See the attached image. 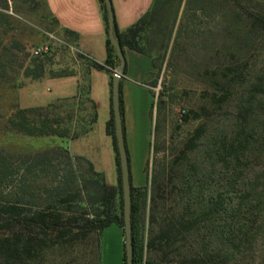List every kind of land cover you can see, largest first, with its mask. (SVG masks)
Listing matches in <instances>:
<instances>
[{
  "label": "trees",
  "instance_id": "trees-1",
  "mask_svg": "<svg viewBox=\"0 0 264 264\" xmlns=\"http://www.w3.org/2000/svg\"><path fill=\"white\" fill-rule=\"evenodd\" d=\"M100 1L108 33V11ZM181 1L154 0L149 11L122 31L113 20L122 50L150 56L154 39L143 36L148 30L166 47ZM183 13L198 23L200 17L207 21L195 35L201 57L208 61L203 71L208 98L192 113L208 117L219 110L223 128L205 135L206 124H200L170 161L153 165L147 186L131 184L133 264H264V62L256 68L264 58V0H185ZM181 32L187 30L179 27L176 37ZM39 45L24 49L15 42L12 47L19 53L29 49L21 57L3 48L0 78L14 67L26 80L46 73L65 75V69L46 66L58 50L70 58L66 48L50 44L48 52L35 56L32 50ZM106 48L104 63L92 62L94 68L117 66L108 37ZM84 90L79 85V96ZM119 93L122 116L120 82ZM85 102L89 111L73 127L67 101L29 108L14 104L3 116L6 134L43 138V144L17 152L0 146V264H65L78 243L79 251L99 264L103 229L114 224L123 231L112 107L106 132L113 139L117 185L107 184L90 161L67 149L68 139L95 122V105L88 98Z\"/></svg>",
  "mask_w": 264,
  "mask_h": 264
},
{
  "label": "crops",
  "instance_id": "crops-1",
  "mask_svg": "<svg viewBox=\"0 0 264 264\" xmlns=\"http://www.w3.org/2000/svg\"><path fill=\"white\" fill-rule=\"evenodd\" d=\"M31 1L40 3L44 10L39 14L27 6V9L21 10L20 3L14 0V9L10 14L38 32L36 43L63 46L70 58L50 65L56 69H65V75L51 77L46 73L39 79H27L19 85L16 90V103L21 108H29L67 101V106L73 112V127L77 125L76 119L89 111L86 98L92 101L95 105V122L87 132L68 139L67 149L71 155L82 156L90 161L94 170L104 175L107 184L117 185L113 139L106 132V123L111 116V76L116 67L110 70L92 66V62L103 64L107 57L108 33L105 31L101 1ZM153 1L110 0L116 27L122 31L134 24L149 11ZM58 53L61 52L58 50ZM123 53L125 65L120 78L122 125L131 184L134 187H143L149 184L150 177L147 167L151 152L153 112L149 82L154 74L153 60L149 55L129 48H124ZM79 85L85 88L81 96L78 94ZM79 102L82 103L81 106ZM121 232L124 240L123 231ZM118 247L115 244L106 261L121 258L123 264L124 244H119ZM104 256L103 251L102 259Z\"/></svg>",
  "mask_w": 264,
  "mask_h": 264
},
{
  "label": "rangeland",
  "instance_id": "rangeland-1",
  "mask_svg": "<svg viewBox=\"0 0 264 264\" xmlns=\"http://www.w3.org/2000/svg\"><path fill=\"white\" fill-rule=\"evenodd\" d=\"M13 1L0 0V15H3V18L6 19V22H2L0 17V53L4 51L3 48H7L8 52H14L21 57L23 53L29 52L28 46L37 41L39 34L35 29L29 28L23 20L10 14L11 10L14 9ZM16 1L20 3L19 9L21 10L33 9L36 14L44 10L43 6L38 2L31 0ZM184 3L185 0L180 3L173 33L166 47L161 46L160 37H152L149 30L145 31L143 35L145 37L147 34L154 39L152 44L148 46L152 47L150 57L153 60L154 68V74L149 82L152 91L151 110L153 112L151 152L147 167L149 173L152 171L153 165H162L170 161L200 124L204 122L206 124L207 131L205 135L216 133L217 129L223 128V118L219 110L211 111L212 113L208 117L203 115L196 117L192 113L198 111L205 98H208L207 77L203 73L208 61H206V58L201 57L202 54L198 44L200 37L195 35L201 28L207 27V21L200 17L197 18L200 19L198 23V20L187 18V15L183 13ZM168 13V16L171 17L172 12ZM179 27H182L183 30L186 29L187 32L192 29L196 32L192 35L187 32H181L182 34L176 37ZM15 42L23 46L24 49L27 47L26 50L19 53L12 47ZM42 59L45 61V58ZM63 60L65 59L57 52L56 57L51 58L50 62L55 63ZM260 62V65L259 63L256 64L257 69L263 64L264 58H261ZM16 64H18L17 60H15ZM196 65L200 69H195L197 68ZM46 67L55 68L50 65ZM25 80L20 69L18 71L16 67L12 71H6L5 75L0 78V146L13 152L18 150L34 151L37 148L40 149L41 144H43L41 143L43 138H39L37 141L34 138L12 137L6 134L1 127L5 113L7 111L11 112V107L17 104L16 90L18 84ZM156 123H158L157 127H155ZM200 141L197 144H201ZM153 144L158 146L157 150L153 149ZM122 240L121 229L116 225H110L103 229L100 236L99 264H122L121 258L116 261L114 259L105 260L112 249L115 248V244L117 248L119 244L123 243ZM103 251L105 252L104 259H102ZM87 254H82L79 251L78 243L72 251V255L68 257L69 261H66L68 263L65 264H94L89 259L91 257L90 253ZM257 255L260 256L261 254L257 253ZM58 260L59 256H57L55 263L59 262Z\"/></svg>",
  "mask_w": 264,
  "mask_h": 264
},
{
  "label": "water",
  "instance_id": "water-1",
  "mask_svg": "<svg viewBox=\"0 0 264 264\" xmlns=\"http://www.w3.org/2000/svg\"><path fill=\"white\" fill-rule=\"evenodd\" d=\"M108 11V38L115 50L119 60L114 69L111 79V107L114 122V134L119 157V166L121 174V189L123 199V244L125 254V264H133V236L131 224V181L130 168L123 132L122 116L119 101V82L125 65L123 50L114 36L113 30V11L110 0H103Z\"/></svg>",
  "mask_w": 264,
  "mask_h": 264
},
{
  "label": "built area",
  "instance_id": "built-area-1",
  "mask_svg": "<svg viewBox=\"0 0 264 264\" xmlns=\"http://www.w3.org/2000/svg\"><path fill=\"white\" fill-rule=\"evenodd\" d=\"M48 50H49V45L44 43V44H41L38 47L34 48L32 50V53H33V55L37 56V55H41L43 53L48 52Z\"/></svg>",
  "mask_w": 264,
  "mask_h": 264
}]
</instances>
